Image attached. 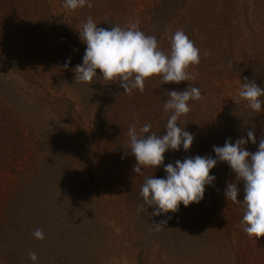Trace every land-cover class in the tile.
I'll return each mask as SVG.
<instances>
[{"label": "rangeland", "instance_id": "374dc122", "mask_svg": "<svg viewBox=\"0 0 264 264\" xmlns=\"http://www.w3.org/2000/svg\"><path fill=\"white\" fill-rule=\"evenodd\" d=\"M112 1L89 0L92 7L70 10L65 0H0V106L15 115L25 138V143H11L23 152L11 147L6 154L14 160L23 157L17 161L21 175L0 173V209L9 235L0 243V264H145V259L162 264L163 253L170 256L169 264H176L180 255L186 257L184 243L160 241L162 235L153 231L160 217L143 201V183L130 181L128 129H110L113 121L104 126L100 102L86 95L75 72L69 74L82 64L85 50L78 31L89 17L107 29L125 28L160 3L136 0L133 10L124 5L126 10L116 7L114 14ZM221 1L222 7H236L241 24L246 15L264 23V0ZM233 80L224 79L229 95L238 93ZM70 86L79 97L66 92ZM63 101H70L72 109ZM88 204L92 210L83 217ZM36 229L43 231V240L34 238ZM223 236L219 226L210 230L197 256L184 262L226 264L231 255L221 244ZM130 238L151 254L139 257L141 248ZM30 252L37 254L36 262Z\"/></svg>", "mask_w": 264, "mask_h": 264}, {"label": "trees", "instance_id": "16d2710c", "mask_svg": "<svg viewBox=\"0 0 264 264\" xmlns=\"http://www.w3.org/2000/svg\"><path fill=\"white\" fill-rule=\"evenodd\" d=\"M221 2V0H160V3L141 12L139 21L135 22L139 30L156 38L158 49L166 55H170L171 52V36L178 29L184 31L194 46L199 49L200 56L198 65H189L186 69L189 76L187 81L179 84L164 83L161 76L154 75L145 80L143 93L139 89H134L131 94H123L124 90L120 87L119 81L112 83L104 80L99 70L91 84L81 82L86 95L91 96L94 102H100L98 115L102 118L104 126H112L113 121L114 124L110 129L113 127H119L120 130L129 129L130 126L135 125L139 130L148 123L151 124L150 132L158 135L165 134L167 120L172 114L171 111H164V103L169 99L168 92H182L189 86L199 88L203 99L190 100L188 102L190 111L181 115L178 120L181 127L194 135L191 148L187 152L182 146L179 151L168 150L164 154V165L175 164L177 160L182 161L197 155L215 158L214 146L222 147L226 140L232 143L240 138L246 140L249 130H253L256 137V144L249 142L244 146L250 153H255L258 150L259 141L264 139V106L260 113L255 112L238 96L241 83L245 81V78L249 82L255 81L257 86L264 88V33L260 32L262 35H259L260 29L264 31V23L252 22L246 15L244 23L241 24L238 22L236 7L231 4L228 7H222ZM135 3L136 0H113L109 4V10H114L116 14V7L118 10H126L124 5L133 10ZM111 19L113 20V16ZM95 24L99 28L107 29L104 22ZM1 27L2 35L4 30ZM245 32H249L250 35H243ZM13 47L12 44L11 49ZM83 48L86 49L85 44ZM84 52L82 50L81 58ZM73 73L74 71H69L71 76ZM226 77L235 78L233 81H237V94L229 95L224 91ZM72 79L74 77H71ZM66 90L74 97H79L77 91L71 86ZM232 100L238 102L234 103ZM63 102L72 109L73 104L70 101ZM4 110L6 109L0 106V144L5 146L0 147V173L3 172L6 175L8 172L18 177L22 172H18L17 161L23 157L18 156V160H14L10 156L6 158V154L8 148L14 147L11 145L13 141L25 143L24 130L19 123H16L15 115ZM103 131H107L105 127ZM126 141L130 142V138L128 137ZM14 148L19 149V153L23 152L22 147ZM129 156L132 160L129 169L132 184L138 186L140 182L144 183L152 175L156 178L166 176L163 165L155 169L141 166L143 174L134 173L133 166L136 160L131 154ZM209 174L214 176L215 180L211 185L205 186L203 199L187 207L180 204L175 213L159 215V222L166 221V223L163 226H157L158 228L153 231L161 234L160 241L168 242L169 246L184 243L186 257L180 255L178 257L180 262L176 264H186L184 259L192 258L194 253L197 256V250L203 245L206 233L215 230L218 226L224 235L221 244L226 253L231 255L226 259V264H264V237L253 238L244 232L245 226L241 224L244 210L241 204L226 200L224 195L227 183L235 182L239 189L237 199L243 202V182L236 180L235 173L225 162H218ZM2 206L4 207L1 204L0 208ZM85 209L86 211L81 213L83 217L89 215L92 210L89 204L85 206ZM6 220L2 208L0 209V243L9 236L5 226ZM170 237L173 241L169 239ZM130 241L138 244L135 238H130ZM138 246L141 248L139 257L151 254L146 253V248L141 243ZM2 250L1 248L0 251ZM162 257L164 259H160L162 264L170 263V256L163 253ZM145 261V264H151L149 260L145 259Z\"/></svg>", "mask_w": 264, "mask_h": 264}, {"label": "clouds", "instance_id": "9594fccd", "mask_svg": "<svg viewBox=\"0 0 264 264\" xmlns=\"http://www.w3.org/2000/svg\"><path fill=\"white\" fill-rule=\"evenodd\" d=\"M92 7L89 0H65L64 7L70 10ZM81 41L86 45L82 64L74 69L76 79L91 84L97 76V70L102 78L115 83L120 82L123 94H131L132 90H145V80L154 75L162 77L164 83L179 84L189 79L186 69L189 65L200 62L199 49L188 38L183 30L178 29L171 36V52L166 55L158 49V41L154 36L146 35L139 30L138 24L126 28L120 26L110 29L99 28L89 17L78 31ZM69 61L65 62L67 69ZM194 79V77H193ZM169 99L164 103V111L172 114L167 120L164 135L150 132L151 124H144L139 133L135 125L128 129L130 138V154L135 157L134 173L143 174L141 166H164L166 176L148 177L142 187L141 195L148 207L154 206L153 216L175 213L178 206L185 207L199 203L204 196L205 186L215 180L210 171L218 162L228 164L236 180L243 182V202L237 199L239 189L235 182L226 185V200L241 204L244 215L241 221L244 232L253 238L264 237V139L259 141L258 150L250 153L244 147L246 143L256 144L253 130L247 132V139H237L235 143L226 140L224 145L214 146L212 156H195L175 161V164L164 165V154L168 150L179 151L181 146L189 151L194 135L178 124L181 115L190 111V100L203 99L197 87H188L182 92H168ZM239 99L246 101L247 106L260 113L264 106V88L257 86L255 81L247 78L241 83ZM234 103L238 102L232 100ZM179 125V126H178ZM147 134V135H146ZM127 195V194H124ZM166 221L154 223L163 226ZM34 238L43 240L41 229L33 232ZM29 258L36 262L35 252L29 253Z\"/></svg>", "mask_w": 264, "mask_h": 264}]
</instances>
